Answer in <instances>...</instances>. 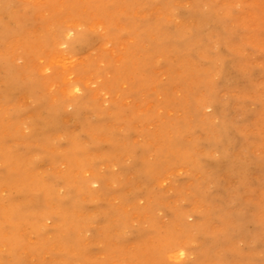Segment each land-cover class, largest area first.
I'll use <instances>...</instances> for the list:
<instances>
[{
    "label": "rangeland",
    "instance_id": "rangeland-1",
    "mask_svg": "<svg viewBox=\"0 0 264 264\" xmlns=\"http://www.w3.org/2000/svg\"><path fill=\"white\" fill-rule=\"evenodd\" d=\"M60 1L62 0H10V12L28 18L22 22L25 24V38H42L46 33H54L51 43L45 44L40 39L30 49H23L11 34H4L12 71L21 77V82L31 75L42 84L32 96L30 90L26 89L16 91L14 97L8 99L0 93V115L3 123L2 126L0 123V136L3 146L16 152L29 151L31 157H35L34 170L50 179L55 190L51 195V204L38 217L41 222L37 229L27 227L21 233L26 239L22 257L26 259V264H40L41 261L45 264H156L151 261L154 260V255L151 254L149 245L165 241V233L152 235L154 230L150 222V204L161 203L155 212L156 221L153 220V223H168V227H173L178 233L181 230L176 215L183 213L188 224H195L200 219L198 213L204 211L206 204L201 197L192 194L198 182L192 180L183 165H174L157 172L147 184L135 183L137 174L132 168L133 165L137 163L139 166L138 160L142 155L148 159L152 156L153 161L152 151L158 145V141L151 139L160 134L161 127L158 120H151L154 115L150 114L154 106L153 89L136 99H126L122 103V109L126 112L122 121L116 122L117 124L111 122L106 118L110 116L113 95L109 93V81L104 67L110 61L119 70L127 52L131 57L137 58L136 52L132 50V34L126 30L125 20H153L163 16L171 29L176 30L185 23L195 22L193 0H173L169 6L170 11H167L162 0H149L135 5H122L117 0H111V10H106L105 7L90 16L85 15L86 0H73L78 5H83L79 8L82 17L77 13L73 15L68 10L59 15V11L50 5H58ZM205 2L202 4L204 10L210 5L220 10L216 17H224L227 26L232 29L230 48L236 51L240 63L247 67L245 72L237 76L238 86L247 84V74L253 73L259 78L257 89L260 96L254 97L255 93L252 92L240 109L241 115L253 117L251 113L260 107L258 99L262 98L264 103V35L260 44L254 43L248 36L250 31L264 34V0ZM222 9L229 11V16L223 14ZM1 17L11 27L19 24L10 21L8 14ZM50 17H55L58 23L51 21ZM56 29H61V34L56 33ZM77 35L85 38L76 44L75 49H71L69 43ZM68 41L69 43H64ZM143 45H146V41H143ZM5 46L0 41V50ZM29 51L31 54L25 57L23 52ZM200 60L198 68L206 69L205 63ZM93 64L96 65L91 67ZM166 68V61L161 60L153 69L154 77L158 79L157 76H160L166 82ZM3 75L4 70L0 68V81ZM51 77V83L46 84ZM70 85H77L79 90L70 93ZM125 86L122 88L127 89ZM176 91L179 93L181 90ZM80 96L87 99L88 105L78 115L73 102ZM233 96V91L223 90L217 93V105L203 100V95L197 97V103L202 104L205 114L214 115ZM39 97L43 98L40 100ZM60 100L63 102L59 103ZM57 104H62L57 114L61 126L51 129L44 136L45 143L33 145L35 139L30 142L27 121L44 113L47 107ZM99 109L108 114L104 116L105 120L99 119ZM158 112H163V109ZM139 113L144 119L134 117ZM127 115H132V119ZM84 118L92 119L91 125L83 124ZM10 121L18 124L14 135H10L5 128ZM99 124L104 127L103 131H95ZM110 136L117 138L116 144L109 140ZM129 143L132 147L127 151L123 150ZM30 144L32 147L27 149ZM117 145L120 148H116ZM73 150L89 165L85 167L88 171L83 174L85 169L81 170L78 178H83V175L89 178L91 190L84 193L77 192L73 183L76 179L67 175L69 165L64 157ZM119 150L125 153L121 154ZM46 154L50 157L40 161L41 156L45 157ZM108 155H114L110 162L106 160ZM78 166L76 176L80 174ZM2 169L0 162V180L4 174ZM134 189L139 192L134 193ZM206 192V189L201 191L202 194ZM0 195L6 206L20 210L24 204V195L9 187L2 186ZM72 199L77 201L80 218L69 224L62 211ZM24 215L31 216L32 219L35 216L33 211H24ZM1 222L3 224L2 219ZM4 222L3 231L8 235L12 228L6 220ZM212 223L216 232L219 223ZM70 227L76 229V237L72 238L75 243L65 248L61 240L68 238ZM246 232V235L237 240V245L243 252L263 248L262 241L256 239L257 236L262 238L257 228L249 226ZM225 243L226 234L221 236L214 233L207 239L206 246L211 250L218 244L221 249H226L228 245ZM5 245L1 246V250L7 253L9 246ZM189 251L187 249L181 259H184L185 264L195 260V254ZM55 259L58 260L54 262ZM243 259L244 255H237L234 263L241 264Z\"/></svg>",
    "mask_w": 264,
    "mask_h": 264
},
{
    "label": "bare ground",
    "instance_id": "bare-ground-1",
    "mask_svg": "<svg viewBox=\"0 0 264 264\" xmlns=\"http://www.w3.org/2000/svg\"><path fill=\"white\" fill-rule=\"evenodd\" d=\"M148 1L117 0L122 5H135ZM162 1L165 2L167 11H170L169 6L173 0ZM86 3V16L92 13L94 15L105 7L106 10H111L113 7L111 0L98 2L86 0ZM193 3L195 22L185 23L176 30L171 29L163 16L153 20H125V28L132 34V50L136 52L137 58L131 57L127 52L119 70L110 61L105 64L109 93L113 95L110 116L106 119L114 123L121 122L126 114L122 109V103L128 98L136 99L152 88L154 106L150 114L154 115L151 120H158L161 123L160 134L151 138L158 141V145L152 151L154 160L151 161L152 156L148 159L142 155L138 160L139 166L137 163L133 165L132 168L137 174L135 183L147 184L157 172L174 165H183L192 180L198 182L192 194L201 197L206 204L204 211L198 213L200 219L195 224H188L183 213L176 215L180 233L173 227H168V223H153V220L156 221L155 212L161 203L150 204V222L154 230L151 232L152 235L165 233V241L149 245L151 254L154 255V260L151 261L156 264H185L184 259H181L189 249L195 254V260L188 264H235L237 255H244L241 264H264V103L262 98L258 99L260 107L251 113L253 117L240 113L241 107L252 92L255 93L254 97L260 96L257 89L259 78L253 73L247 74V84L243 87L238 86L237 76L245 72L247 67L240 63L236 51L230 48L233 38L232 29L227 26L224 17H216L220 13L216 7L210 5L204 10L202 4L206 3L205 0H193ZM10 4V0H0V41L4 46V42L7 41L5 33L11 34L10 36L17 40L23 49H30L40 39L45 44L51 43L54 33H46L42 38L31 39V36L25 38V24L23 25L22 22L27 21L28 18L11 13ZM82 6L73 0H62L58 5L56 3L50 5L59 11V15L68 10L71 14L77 13L81 17L83 15L79 8ZM222 12L227 15L229 11L222 9ZM4 14L9 15L10 21L19 23L18 26L11 27L9 23L2 21L1 16ZM50 20L58 23L55 17H50ZM61 32V29L60 31L56 29V33L61 34ZM263 35L262 32L250 31L248 38L260 44ZM84 38L83 35H77L70 43L69 41L64 43H69L71 49H75L76 44ZM143 41H146L145 46ZM7 53L6 46L0 50V68L4 70L0 81V93L6 99L13 98L16 91L24 89L30 90L31 96L35 95L41 87V81L28 75L26 80L21 82V77L19 78L11 69ZM27 54L31 52H23L25 57ZM200 59L206 65L204 70L198 68ZM161 60L166 61L167 65L166 82H163L160 76L156 79L153 75V69ZM248 67L251 68V65L248 64ZM52 80L53 77L46 84L49 85ZM124 85L127 89L122 88ZM78 90L77 85L69 87L70 93ZM176 90L181 91L177 93ZM223 90L233 91L234 96L221 106L218 113L205 114L202 104L197 103V97L203 95V100L211 105H217V93ZM61 105L49 106L44 113L27 121L30 142L31 139H35L33 145L45 143L44 136L51 129L61 126L57 119ZM87 105V99L83 96L73 102L74 110L78 115ZM160 109H163V112H158ZM99 111L101 112L99 119H104V116L108 115L101 109ZM127 117L132 119V115ZM134 117L144 119L141 113ZM1 120L0 115L2 126ZM82 123L91 125L92 119L84 118ZM17 126L15 121H10L5 128L10 135H14ZM99 130H104L101 124L95 128V131ZM109 140L113 144L117 143V138L112 136ZM30 147L31 144L27 149ZM131 147L129 143L123 150L127 151ZM116 148L120 146L117 145ZM123 150H119L121 154L125 153ZM41 157L40 161L50 155ZM113 158L114 155L106 156L109 162ZM64 159L69 165L68 177L76 179L73 183L77 192L84 193L91 190L88 177L83 175L85 180L78 179L81 170L89 166L81 159L80 154L73 150ZM0 162L4 172L0 180V193L1 187L6 186L24 195V204L21 205L20 210L6 206L0 195V264H26V259L22 257L26 239L21 233L27 230V227L37 229L41 222L38 217L44 213L45 207L51 204L53 200L51 195L55 190L50 179L34 170L35 157L32 158L27 150L16 152L4 147L2 136H0ZM77 165L80 167L78 176L75 174ZM87 171L85 169L83 174ZM202 189H206L207 192L202 194ZM135 192L138 193L139 190L134 189ZM24 211H33L34 219L24 215ZM78 211L77 201L72 199L62 212L69 220V224H72L71 222L80 218ZM1 219L4 227L6 220L12 228V232L8 235L3 231ZM214 221L219 223L216 232L212 226ZM249 226L257 228L262 234V238L257 236L256 239L262 241L263 248L252 249L245 253L238 247L237 240L247 234ZM214 233L221 236L226 234L225 245H228L226 249H221L218 244L211 250L207 249V239ZM76 234V229L70 227L68 238L61 240L62 245L67 248L74 244L72 238H75ZM4 244L9 246L7 253L1 250ZM57 260L55 259L54 262ZM40 264L45 262L41 261Z\"/></svg>",
    "mask_w": 264,
    "mask_h": 264
}]
</instances>
